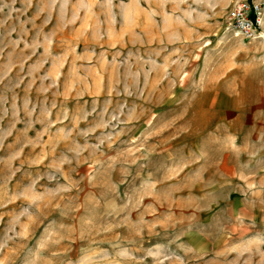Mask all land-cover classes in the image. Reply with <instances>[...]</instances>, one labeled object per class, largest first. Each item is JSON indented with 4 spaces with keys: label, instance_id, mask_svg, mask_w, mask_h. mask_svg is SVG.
<instances>
[{
    "label": "rangeland",
    "instance_id": "1",
    "mask_svg": "<svg viewBox=\"0 0 264 264\" xmlns=\"http://www.w3.org/2000/svg\"><path fill=\"white\" fill-rule=\"evenodd\" d=\"M232 1L0 0V264H264V42Z\"/></svg>",
    "mask_w": 264,
    "mask_h": 264
},
{
    "label": "built area",
    "instance_id": "2",
    "mask_svg": "<svg viewBox=\"0 0 264 264\" xmlns=\"http://www.w3.org/2000/svg\"><path fill=\"white\" fill-rule=\"evenodd\" d=\"M264 3L253 0H234L227 8L224 30L245 41L260 39Z\"/></svg>",
    "mask_w": 264,
    "mask_h": 264
},
{
    "label": "bare ground",
    "instance_id": "3",
    "mask_svg": "<svg viewBox=\"0 0 264 264\" xmlns=\"http://www.w3.org/2000/svg\"><path fill=\"white\" fill-rule=\"evenodd\" d=\"M261 36H262V39H263V42H264V34H261ZM261 36H260V38H261ZM262 64H263V66H264V55H263V57H262Z\"/></svg>",
    "mask_w": 264,
    "mask_h": 264
}]
</instances>
